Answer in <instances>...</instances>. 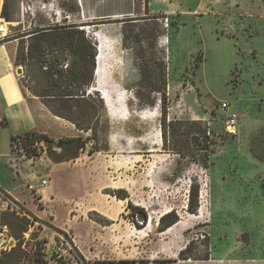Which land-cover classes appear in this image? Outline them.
I'll use <instances>...</instances> for the list:
<instances>
[{
    "label": "rangeland",
    "instance_id": "1",
    "mask_svg": "<svg viewBox=\"0 0 264 264\" xmlns=\"http://www.w3.org/2000/svg\"><path fill=\"white\" fill-rule=\"evenodd\" d=\"M47 2L25 0V27L8 25V38L26 36L19 52L24 85L29 91L34 87L27 47L43 50L44 66L55 61L65 71L71 64L64 49L53 51L50 40L47 47L30 37L38 26L53 24L47 20L85 32L95 49L94 70L95 35L101 36V72L96 80L93 73L90 88L96 92L91 123L96 137L76 132L85 149L61 163L49 158L45 144H35L32 156L12 148L0 162V184L8 188L0 187V195L20 213L13 211L20 224L31 226L13 253L20 257L18 264H87L86 256L165 259L186 248L183 258L212 256L211 264H264V210L259 208L264 162L256 161L249 148L264 128V0L215 6L208 15L202 8L179 33L175 14L78 25L68 14L70 1L66 7L62 0L54 6ZM34 12L38 25L30 22ZM235 14L234 20L246 25L230 32L221 21ZM176 43L180 48L173 49ZM223 102L239 113L237 135L225 134ZM207 132L208 142L198 144ZM40 179L48 185L31 193L28 186ZM191 189L197 196L188 211ZM210 192L220 202L218 214L208 208ZM8 212L0 211V225ZM166 213L171 215L165 221L174 215L182 226L163 230L160 218Z\"/></svg>",
    "mask_w": 264,
    "mask_h": 264
},
{
    "label": "crops",
    "instance_id": "2",
    "mask_svg": "<svg viewBox=\"0 0 264 264\" xmlns=\"http://www.w3.org/2000/svg\"><path fill=\"white\" fill-rule=\"evenodd\" d=\"M25 0H0V20L3 19L8 25H21L25 27L23 20V10ZM39 4L42 0H34ZM58 0H48L47 6H54ZM65 3L70 1L72 11H68L70 19L73 24H95L100 26L107 21H117L122 18H132L136 14L139 15H173L175 14L180 20L178 32L186 25L188 17H197L200 10L203 8L204 13L208 15L211 8L224 7L225 5H233L234 7L240 6L244 0H62ZM65 7H62L63 9ZM238 14L231 15L232 19H225L221 21L223 27L230 32L238 31V28L246 24L235 21ZM244 18V16H243ZM50 21L46 27L57 24V20ZM216 21V20H215ZM220 24V21L217 20ZM33 25H38L35 18V12L32 20ZM181 22H183L181 24ZM229 23V24H228ZM31 24V25H32ZM38 26V29L46 28ZM242 30V29H240ZM26 36L18 38H7L0 41V162L6 161L12 152L11 137L23 136L27 133H37L46 135L48 138L57 142L60 139L76 137L78 132L75 127L68 121L58 118L50 113L44 106L40 98L32 95L28 88L24 85V71L21 67L16 65V56L18 49L23 45V40ZM180 48V44L176 43L173 49ZM186 65V64H185ZM186 68V67H185ZM18 69H21L19 74ZM237 113V111H236ZM239 115V113H237ZM207 120V119H202ZM252 142V141H251ZM251 142L249 148L251 149ZM252 153V152H251ZM253 155V154H252ZM254 157V156H253ZM260 163V161L254 157ZM220 176L221 181H225L223 176ZM43 180V179H40ZM38 180L37 182H39ZM0 187L8 190V188ZM230 194V193H229ZM237 195V193H235ZM239 200V196H236ZM219 200L214 195H209L208 208L213 214L219 213L218 203ZM224 204V203H223ZM238 206H241L240 200ZM264 204V202H263ZM263 204H259L262 210ZM230 206V204H229ZM229 206L224 207V210L229 211ZM219 209V208H218ZM230 212V211H229ZM214 216V215H213ZM191 217L197 218L196 215ZM180 224L176 226V224ZM173 226L169 227L166 231H171L175 228L182 226V221H178ZM226 224V223H225ZM176 226V227H175ZM41 235V234H40ZM38 234L36 240L41 236ZM1 256V255H0ZM87 264H211L214 263L213 257L210 256L207 260H181L179 252L167 256L165 259H160L158 256H152L143 260H134L133 258H117V259H96L93 256L85 257ZM218 263V262H217Z\"/></svg>",
    "mask_w": 264,
    "mask_h": 264
},
{
    "label": "trees",
    "instance_id": "3",
    "mask_svg": "<svg viewBox=\"0 0 264 264\" xmlns=\"http://www.w3.org/2000/svg\"><path fill=\"white\" fill-rule=\"evenodd\" d=\"M29 35L40 44L46 43L47 47L51 44L50 47L54 48L53 51L58 52L60 49H64L72 58L71 64L64 71L62 68H57L58 64L55 61L49 66H44L46 60L43 50H32L30 47H27V58H30V61L33 60L32 64L26 65L34 86L32 90L30 89L32 95L40 98L51 114L70 122L77 131L91 132L92 139H95L96 130L91 123L96 114L93 105L96 92L90 91L91 85L93 84L95 49L91 41L87 38L83 30L78 29L74 25L60 27L58 25L49 26L36 30ZM48 40L51 41L50 44ZM20 47L16 56L17 66H21V63H23L19 59V52L22 49ZM17 141L20 142L26 156L35 154V148H33L35 144H45L49 158L55 163L77 158L79 151L84 150L86 146V141L79 137L64 138L55 142L46 135L37 133H27L23 136L11 137V147ZM197 141L198 144L205 145L208 142V138L204 134L202 137L196 139ZM54 147L59 152L53 151ZM98 151L100 149H94V152ZM251 152L255 158L264 161V128L259 129L254 135L251 142ZM206 157L207 155L201 160V163L204 165L207 164ZM190 192L191 199L189 201L188 211H192V203L196 200L197 196L195 189H191ZM129 206L132 207L131 205ZM170 215L171 213H168L160 218L163 230L168 229L178 222L174 215L173 218L165 221ZM141 218L144 222L146 221L145 214H141ZM18 219L14 212L2 214L3 225H7L11 232H13V228H16L15 233L11 235L19 244L15 250L10 251L6 255L7 260L0 259V264H18L19 262L20 257H14L13 253L20 249L23 233L27 231L30 224L26 222V224L22 225ZM184 251L179 253L180 257H182L180 259H190L189 257L183 258ZM207 259L206 256L202 260Z\"/></svg>",
    "mask_w": 264,
    "mask_h": 264
},
{
    "label": "built area",
    "instance_id": "4",
    "mask_svg": "<svg viewBox=\"0 0 264 264\" xmlns=\"http://www.w3.org/2000/svg\"><path fill=\"white\" fill-rule=\"evenodd\" d=\"M163 26L167 28L168 26L167 19L164 20ZM8 37H9L8 24L3 19H1L0 20V41H3L7 39ZM221 112L223 113V115H225V118L223 120L225 134L232 135V136L237 135L238 119H239L238 114L236 112L229 111V106L224 102L221 104ZM0 121H1V117H0ZM206 135L208 138L210 136L209 132H207ZM40 145H43V143H40ZM12 148L16 150L17 152L19 151V152L24 153V150L21 147V144L19 141L15 142ZM47 185H48V181L46 179H43L37 182L36 185H29L28 189L31 193H34L35 189L45 188ZM0 202H1L0 211H11V212L16 211L18 215L20 214L16 210V208L13 207V204L6 196L0 195ZM30 233H31V226L29 225V229H27V231L23 233V235H25L23 236V240L27 239ZM16 244H17V241L12 237L8 226L3 225V224L0 225V255L3 253L10 252L12 249H14ZM61 245H63V243Z\"/></svg>",
    "mask_w": 264,
    "mask_h": 264
},
{
    "label": "bare ground",
    "instance_id": "5",
    "mask_svg": "<svg viewBox=\"0 0 264 264\" xmlns=\"http://www.w3.org/2000/svg\"><path fill=\"white\" fill-rule=\"evenodd\" d=\"M96 37H97V40H99V47H98V49H97V52H98V56H97V58H96V60H97V69H96V71H95V73H94V77H95V80L96 79H98L99 78V76H100V72H101V61H102V59H103V57H104V41H103V39H102V37L100 36L99 37V35H95ZM96 82V81H95ZM92 90H95L94 88H92ZM201 198H203V196L201 197ZM167 214V213H166ZM197 218H199V217H197ZM180 224H176V226H179ZM175 226V227H176Z\"/></svg>",
    "mask_w": 264,
    "mask_h": 264
},
{
    "label": "water",
    "instance_id": "6",
    "mask_svg": "<svg viewBox=\"0 0 264 264\" xmlns=\"http://www.w3.org/2000/svg\"><path fill=\"white\" fill-rule=\"evenodd\" d=\"M96 69H97V66H96V68L94 70V73H95ZM18 71H19L18 73L21 74V69H18Z\"/></svg>",
    "mask_w": 264,
    "mask_h": 264
}]
</instances>
